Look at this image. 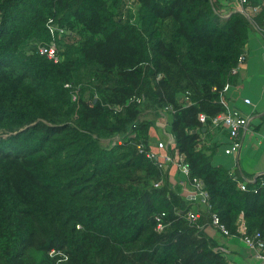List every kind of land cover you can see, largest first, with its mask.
<instances>
[{"label":"trees","instance_id":"1","mask_svg":"<svg viewBox=\"0 0 264 264\" xmlns=\"http://www.w3.org/2000/svg\"><path fill=\"white\" fill-rule=\"evenodd\" d=\"M135 2L0 0V264H234L205 231L222 234L212 215L228 238L241 220L264 236V175L215 163L210 127L228 134L199 121L226 112L252 34L264 44V0H246L250 20L221 0ZM51 18L68 30L54 59L39 51ZM170 105L174 150L209 196L198 228L181 180L146 155L164 152L153 126Z\"/></svg>","mask_w":264,"mask_h":264},{"label":"built area","instance_id":"2","mask_svg":"<svg viewBox=\"0 0 264 264\" xmlns=\"http://www.w3.org/2000/svg\"><path fill=\"white\" fill-rule=\"evenodd\" d=\"M128 1V8L136 9L137 8V2L135 0H126ZM238 5V10L243 13L244 15L248 16V19H252V14H257L259 12V9L257 8H244V5L246 4V0H236ZM54 19H49L47 22V29L49 30V33L52 36V41L46 44L39 45V51L42 55H45L49 59L56 58V55L59 51V45L58 41L61 40L66 33H68V30L65 29L63 26H59L54 24ZM245 60L244 56L240 57L239 65L237 68L232 70V73L235 74L239 71L243 61ZM230 86L226 85L221 92V98L220 102L223 104V106L226 109V112L220 114V115H207L205 113H199V121L202 124H206L207 122H210L211 125L215 127H222L228 132L230 145L228 148L225 149V153L227 155H233L235 157V161L237 162L240 156V152L243 147V139L247 132L248 126L250 124V116L243 112V110L235 105L231 106L228 103L227 95H229L230 92ZM132 100H136V102L140 103L142 101V98H135L133 97ZM184 100L186 102L190 101L189 95L184 96ZM243 104L245 106H254L250 98H245L243 100ZM174 108L173 106H165L160 111L161 117L166 121V126L163 129V134L166 136V139L160 141L158 143V149H163L164 152L162 154H155V153H147L146 155L154 159L156 162H158L159 167L163 168L166 167L169 170V173H171L174 169H177L179 173L183 174V176L190 182L192 189H193V195L194 199L197 200L196 203L192 206V209H190L187 212V219L188 221L195 226L197 221L202 215V211L207 210L209 211V203H208V193L205 190V185L202 181L198 179H189V173H190V167L185 162L184 156L177 154V152L174 150L175 148V142L171 135L167 133L166 128L168 126V118L167 115L170 112H173ZM244 130V133L242 135V131ZM125 139L124 136H115L112 139L107 141L108 146L114 147L117 145H122L123 140ZM140 152L143 151L141 146H138ZM173 148V149H172ZM159 183L155 184V186H158ZM240 187L243 191H246V184L240 183ZM166 217V213L162 212L158 215H156L155 219L157 222V230L161 231L165 227L164 219ZM241 219V218H240ZM212 225L215 227H218V229L221 231V233L224 236H230L228 230L222 225H220V220L217 215H212ZM197 226V225H196ZM198 228V226H197ZM239 233L242 241L245 245H247L250 250L253 252L251 260H254L256 264H264V236L260 232H256L253 235H248L246 233V227L244 225V222L241 220L240 226H239ZM215 250L217 252L223 251L222 248L216 247ZM54 253V251L52 252ZM51 253V254H52ZM250 260L249 264H253Z\"/></svg>","mask_w":264,"mask_h":264},{"label":"rangeland","instance_id":"3","mask_svg":"<svg viewBox=\"0 0 264 264\" xmlns=\"http://www.w3.org/2000/svg\"><path fill=\"white\" fill-rule=\"evenodd\" d=\"M248 52L247 61L242 64L240 72H239V85L238 88H240V92L243 95L251 96L254 102H258L260 104L259 110L264 113V44L261 42L258 36L252 34L251 39L248 43V47L246 49ZM236 94V90L233 87L232 90L229 92V94ZM239 105L245 109L246 111H250V106L242 105L239 102ZM166 126V122L163 118H156L155 123L153 126V131L156 133V138H164L163 129ZM223 130H214L213 127H210V133L212 135V139L214 138V141H218L219 144L222 143V145L219 147L217 154L215 155L214 162L221 164L223 161L226 163L225 166L231 167L232 163L230 162L234 161L235 157L232 155L228 156L224 152L225 142L227 141L229 144V137H227L223 132ZM215 136V137H214ZM254 137H250L248 133H246V136L243 139V146L245 147L244 152L241 154V163L242 167L245 172H248L249 169H260L262 164V158L264 159V144L263 145H252V142L254 141ZM243 148V147H242ZM230 159V160H229ZM247 163V165H245ZM249 168H248V167ZM179 171L177 169H174L171 173H169V177L174 182H180L178 181L179 178H181ZM186 181V186L183 185L182 188L185 190V188H188L189 190L193 191L191 185ZM208 231L211 230L210 227H208ZM214 233L216 234L219 231L217 229H213ZM215 236V235H214ZM212 236V237H214ZM222 238V239H220ZM218 244L222 247H227L228 241H235L239 238H228V237H220L217 236ZM240 242V240H237ZM236 241V243H238ZM242 241V240H241ZM241 247L244 249V251H250V248L244 244L242 241ZM227 248H230L228 246ZM228 251V249H227ZM227 258L232 261L233 255L228 251L226 253ZM234 262V261H233ZM235 263V262H234Z\"/></svg>","mask_w":264,"mask_h":264},{"label":"crops","instance_id":"4","mask_svg":"<svg viewBox=\"0 0 264 264\" xmlns=\"http://www.w3.org/2000/svg\"><path fill=\"white\" fill-rule=\"evenodd\" d=\"M221 3L225 6L226 10H228L230 8H234V7L236 8L235 10H237L238 5H237L236 1L234 2L233 0H221ZM232 88L233 87H231L230 91L232 90ZM234 88L236 90V94H233V93L231 95L229 94V96L231 98L230 105L231 106L235 105V106L241 108L243 110V112H245L246 114H248L250 116L249 117L250 118V124L248 126V129H247L246 133H248L250 135V137H254L255 140L252 142V145L253 146H255V145H263L264 144V113H263V111L261 112L259 110V108L261 107L260 104L258 102H254L253 99L251 98V96L243 95L240 92H238V91H240V88L237 89L238 86H235ZM245 98H250L252 103H253V105H254L252 107L251 106L249 107L250 108L249 112L246 111L245 109H243L239 105V102L242 105H244L243 104V100ZM243 133H244V130L242 131V135H243ZM227 134H228V132H227ZM245 136H246V134H245ZM227 137H229V136H227ZM229 145H230V141H229V144L226 141L225 142V146H226L225 149L228 148ZM244 149H245V147L243 146V148H242V150L240 152L239 159H238L237 162L235 161V159H234L235 162H233V161H231L229 159L230 162L232 163V166L230 167V170H231L232 173H234L235 170H238L239 172H242L245 175V180L253 181V180H255V177L264 175V159L262 158V164H261V168L260 169H256V170L255 169H249V170H247L248 172H245L243 167H242V163H241V154H242V152H244ZM221 165L225 166L226 163L223 161L221 163ZM245 165H247V163ZM180 180H182V179L179 178L178 181H180ZM171 181H172L173 184L177 183V182H174L172 179H171ZM183 193H185L187 195V197L190 198V200H193V197L191 195V193H192L191 190H189L188 188H185V190H183ZM210 228H211L210 231H208L209 228H207L205 230L207 234H209L210 236H214L215 235V237H217L219 235L220 237H222V234H220L219 232L216 233V234H213L214 233L213 229H216V228H214V227H210ZM220 239H222V238H220ZM237 240H240V242L237 241ZM236 241L238 243H236ZM228 242L229 243H227V245L230 246V248H227V249L233 255L232 262L234 261L235 262V263L233 262L234 264H249L250 260H251L250 258L252 257L253 252L251 250L250 251H244V249L241 247V244H242L241 238L236 239L234 242L231 241V240L228 241ZM251 262L253 264H256V262L254 260H251Z\"/></svg>","mask_w":264,"mask_h":264},{"label":"clouds","instance_id":"5","mask_svg":"<svg viewBox=\"0 0 264 264\" xmlns=\"http://www.w3.org/2000/svg\"><path fill=\"white\" fill-rule=\"evenodd\" d=\"M237 10H238V8H237ZM227 17V16H226ZM225 17V18H226ZM231 89V88H230ZM168 127V126H167ZM166 131H167V128H166ZM167 133H169V132H167ZM170 134V133H169ZM171 135V134H170ZM115 136H119V135H115ZM115 136H113V137H115ZM112 137V138H113ZM171 137H172V135H171ZM112 138H110V139H112ZM173 138V137H172ZM110 139H106V140H102L104 143H105V145H107L108 146V144H107V141L108 140H110ZM165 139H166V136H165ZM164 140V139H163ZM108 147H110V146H108ZM175 149V148H174ZM178 171V170H177ZM185 180H187L186 178H185ZM188 181V180H187ZM247 183H252L253 181H247V180H245ZM246 182H244V183H246ZM159 184L161 183V182H158ZM181 183L183 184V185H185L186 186V181H184V183H183V180H181ZM188 183L190 184V182L188 181ZM240 183H242V182H239V186H240ZM157 184V183H156ZM174 185H176V184H174ZM191 185V184H190ZM192 187V186H191ZM241 188V187H240ZM191 195H192V197H193V200H190V198H189V200L191 201V205L193 206L194 205V203H196L197 202V200L196 199H194V195H193V191H192V193H191ZM190 209H188L187 211H186V213L184 214V217L187 219V212L189 211ZM181 215L183 214L182 212L180 213ZM188 220V219H187ZM241 238V237H240ZM242 240V239H241ZM217 247H219V248H222V247H220V246H217ZM223 249V248H222ZM223 251H224V249H223Z\"/></svg>","mask_w":264,"mask_h":264},{"label":"water","instance_id":"6","mask_svg":"<svg viewBox=\"0 0 264 264\" xmlns=\"http://www.w3.org/2000/svg\"><path fill=\"white\" fill-rule=\"evenodd\" d=\"M235 12H240V11H239V10H235V11H233V13H235ZM233 13H232V14H233ZM229 16H230V15H229ZM229 16H227V17H229ZM245 16L248 18L247 15H245ZM227 17H226V18H227ZM204 131H205V130H204ZM255 179H257V177H255Z\"/></svg>","mask_w":264,"mask_h":264}]
</instances>
